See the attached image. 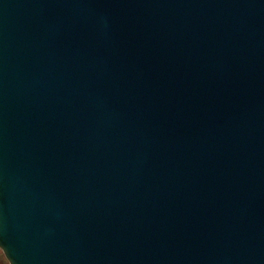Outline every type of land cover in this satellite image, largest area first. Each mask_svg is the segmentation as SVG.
I'll use <instances>...</instances> for the list:
<instances>
[{
	"label": "water",
	"instance_id": "water-1",
	"mask_svg": "<svg viewBox=\"0 0 264 264\" xmlns=\"http://www.w3.org/2000/svg\"><path fill=\"white\" fill-rule=\"evenodd\" d=\"M9 264H264V0H0Z\"/></svg>",
	"mask_w": 264,
	"mask_h": 264
},
{
	"label": "rangeland",
	"instance_id": "rangeland-1",
	"mask_svg": "<svg viewBox=\"0 0 264 264\" xmlns=\"http://www.w3.org/2000/svg\"><path fill=\"white\" fill-rule=\"evenodd\" d=\"M0 264H9L0 250Z\"/></svg>",
	"mask_w": 264,
	"mask_h": 264
}]
</instances>
